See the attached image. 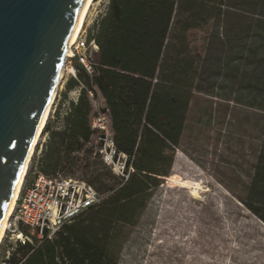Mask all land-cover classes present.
<instances>
[{
  "label": "trees",
  "instance_id": "trees-1",
  "mask_svg": "<svg viewBox=\"0 0 264 264\" xmlns=\"http://www.w3.org/2000/svg\"><path fill=\"white\" fill-rule=\"evenodd\" d=\"M224 2L108 0L87 36V43L97 47L93 72L75 63V78L67 80L65 90H78L77 100L69 103L60 128L46 124L48 140L39 160L40 171L48 176L71 178L79 172L78 180L101 201L51 238L19 226L29 241L16 244L3 264H117L122 230L136 226L153 192L169 176L185 129L201 74L188 36L205 21L209 6ZM88 93L103 100L116 152L133 169L126 181L102 162L97 147L94 153L87 147L97 137L89 127ZM252 188L248 196L253 203L264 197V165Z\"/></svg>",
  "mask_w": 264,
  "mask_h": 264
},
{
  "label": "rangeland",
  "instance_id": "rangeland-1",
  "mask_svg": "<svg viewBox=\"0 0 264 264\" xmlns=\"http://www.w3.org/2000/svg\"><path fill=\"white\" fill-rule=\"evenodd\" d=\"M107 3L94 1L77 38L83 43L78 51L91 63L97 49L87 36ZM209 7L205 21L188 36L201 74L170 174L153 192L136 226L122 230L117 264H264V222L259 218L264 217V197L252 203L248 196L264 165V0H225L223 6ZM69 69L64 67L46 123L52 128L62 126L69 103L77 97L76 90H65L73 77ZM88 98L90 118L104 105L99 95ZM44 135L43 130L41 139ZM87 147L94 153L97 141ZM32 155L31 165L36 160ZM67 177L81 179L79 172ZM15 237L6 232L0 264L19 243Z\"/></svg>",
  "mask_w": 264,
  "mask_h": 264
},
{
  "label": "water",
  "instance_id": "water-1",
  "mask_svg": "<svg viewBox=\"0 0 264 264\" xmlns=\"http://www.w3.org/2000/svg\"><path fill=\"white\" fill-rule=\"evenodd\" d=\"M84 0H0V220Z\"/></svg>",
  "mask_w": 264,
  "mask_h": 264
},
{
  "label": "built area",
  "instance_id": "built-area-1",
  "mask_svg": "<svg viewBox=\"0 0 264 264\" xmlns=\"http://www.w3.org/2000/svg\"><path fill=\"white\" fill-rule=\"evenodd\" d=\"M90 43L97 49L93 41ZM80 46L82 47L83 43L79 44L76 40L70 47V55L64 59L63 66H69L72 69L73 78L76 74L71 65L73 58H76V64L80 65L87 74L93 72L92 63L89 62L85 53L78 51ZM76 91L78 97L79 92ZM88 97L93 99L91 93H88ZM89 127L97 136V153L102 162L117 177L126 181L133 169L131 166L126 167V156L116 152L108 115L104 111L93 112L89 118ZM47 138L45 133L39 142V148H35L37 149L34 152L36 160L33 165L29 162L27 169L29 176L24 177L22 189L15 202L8 225L7 233L10 232L12 236L19 235V238L15 237V242L18 241L21 244L29 241V238L20 232L19 226H25L30 234L36 233L39 238L44 235L51 238L63 225L70 223L101 201L94 189L83 181L64 178L60 175L48 176L40 171L39 160ZM8 256L9 251H6L5 259Z\"/></svg>",
  "mask_w": 264,
  "mask_h": 264
},
{
  "label": "bare ground",
  "instance_id": "bare-ground-1",
  "mask_svg": "<svg viewBox=\"0 0 264 264\" xmlns=\"http://www.w3.org/2000/svg\"><path fill=\"white\" fill-rule=\"evenodd\" d=\"M95 0H84L82 3V6L78 12L76 21L74 23V26L71 30V33L69 34V37L66 41V45H65V54L67 56L70 55V47L75 43V41L77 40L84 24L86 21V18L90 12V8L92 6V4L94 3ZM64 66L62 68H60L57 79L53 85V88L51 90V93L49 95L48 101L43 109V112L40 115V118L35 126V129L30 137V141L29 144L27 146L26 149V153H25V157L23 160V163L21 165L20 171L18 173L17 179L15 181L14 187L12 189L11 192V196L9 198L7 207L4 211V214L0 220V244L3 240V238L6 235V232L8 230V225H9V221L11 218V215L13 213V209L15 206V202L21 192L22 189V185H23V181H24V176L26 174L27 168H28V163L29 160L32 156V154L35 152V147L36 145L39 143L41 136H42V132L45 128V125L48 121V119L50 118V115L52 114V109H53V105L55 103L56 97H57V93L58 90L60 89V85L62 83L63 77H64ZM69 72H72V69H69ZM20 236L16 234V238H19Z\"/></svg>",
  "mask_w": 264,
  "mask_h": 264
},
{
  "label": "crops",
  "instance_id": "crops-1",
  "mask_svg": "<svg viewBox=\"0 0 264 264\" xmlns=\"http://www.w3.org/2000/svg\"><path fill=\"white\" fill-rule=\"evenodd\" d=\"M103 101V100H102ZM104 103V102H103ZM103 106V105H102ZM103 108V107H102Z\"/></svg>",
  "mask_w": 264,
  "mask_h": 264
}]
</instances>
